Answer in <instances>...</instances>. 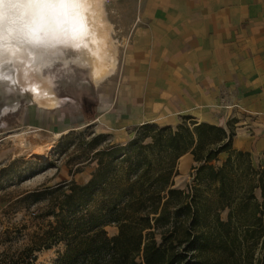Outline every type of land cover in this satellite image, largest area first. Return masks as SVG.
I'll list each match as a JSON object with an SVG mask.
<instances>
[{"label": "trees", "instance_id": "obj_1", "mask_svg": "<svg viewBox=\"0 0 264 264\" xmlns=\"http://www.w3.org/2000/svg\"><path fill=\"white\" fill-rule=\"evenodd\" d=\"M140 128L154 131L152 144L169 151L167 160H97L85 183L30 192L48 199L50 219L7 264H32L35 251L58 245L51 264H264V164L253 166L232 147L233 131L216 124L186 116L174 127ZM186 152L191 182L178 188L172 178ZM107 225L117 233L108 235Z\"/></svg>", "mask_w": 264, "mask_h": 264}, {"label": "crops", "instance_id": "obj_2", "mask_svg": "<svg viewBox=\"0 0 264 264\" xmlns=\"http://www.w3.org/2000/svg\"><path fill=\"white\" fill-rule=\"evenodd\" d=\"M122 2L108 19L121 23L119 58L81 121L123 136L143 123L174 127L188 116L231 129L232 147L264 164V0ZM68 107L26 106L22 119L36 128L59 118L71 130L76 115ZM178 160L193 161L189 152Z\"/></svg>", "mask_w": 264, "mask_h": 264}, {"label": "rangeland", "instance_id": "obj_3", "mask_svg": "<svg viewBox=\"0 0 264 264\" xmlns=\"http://www.w3.org/2000/svg\"><path fill=\"white\" fill-rule=\"evenodd\" d=\"M123 8L122 0H93L84 20L79 18L83 31L65 25L55 35L48 29L50 35L45 29L43 36L40 33L30 37L27 44L31 51L13 47L9 49L12 60L0 59V264H7L35 242L50 219L43 216L48 199L34 201L28 196L30 192L61 181L85 183L98 166L97 160H167L169 151L152 144L153 130L145 131L139 125L118 136L81 121V115L85 121V113L90 114L98 104L97 98L108 86V76L119 58L121 37L116 36V29L121 23L108 19ZM98 29L102 32L96 33ZM95 35L98 44L86 47L85 42ZM95 53L99 58H95ZM111 58L115 60L112 69L95 79L100 61ZM17 99L18 106L12 110L9 106ZM53 101L55 104L50 105ZM60 104L69 105L76 115L71 130L59 118L36 128L25 126L22 115L26 106L52 109ZM99 134V143L91 147V139ZM127 163L119 164V174ZM179 163L177 159L178 173L172 179L175 187L184 188L191 182L193 161L184 166ZM105 230L110 236L117 233L115 225H107ZM60 248L58 245L35 251L32 264H51Z\"/></svg>", "mask_w": 264, "mask_h": 264}, {"label": "bare ground", "instance_id": "obj_4", "mask_svg": "<svg viewBox=\"0 0 264 264\" xmlns=\"http://www.w3.org/2000/svg\"><path fill=\"white\" fill-rule=\"evenodd\" d=\"M92 1L93 0H66L64 3H57L54 5H40L18 2V0H2V3H0V14H2V19H0V59L4 57L7 60H12V57L9 55V49L13 47L22 46L26 53L28 50L31 51L27 43L29 40L31 42L32 36H36V34L41 33L43 36V34H45V29H47V32L49 31L48 29H51V34H57L56 32L60 30V27L62 28L68 25V28L71 26L74 27L75 30L83 31V25H80L82 22L79 23V20L86 16V9ZM80 17L81 19H79ZM83 20L84 18L82 21ZM92 31L93 30H91V33L93 34ZM97 32L101 33L102 31L98 29L96 33ZM48 33L47 35L50 34ZM91 33L90 35H92ZM96 37V35L94 38L91 37L84 45L90 48V46L98 44V39ZM7 46L10 48H3ZM96 55L97 53H95V56ZM95 58L97 59L99 57L96 56ZM101 61L95 68V79H99L105 75L106 72L110 70H108V68H110L109 66L113 64V58H111L110 61L108 59L105 62ZM55 102L56 101H53L49 104L54 105ZM17 106L18 99L9 107L15 110Z\"/></svg>", "mask_w": 264, "mask_h": 264}, {"label": "snow or ice", "instance_id": "obj_5", "mask_svg": "<svg viewBox=\"0 0 264 264\" xmlns=\"http://www.w3.org/2000/svg\"><path fill=\"white\" fill-rule=\"evenodd\" d=\"M18 2L35 3L40 5H54L57 3H64L66 0H18ZM0 3H2V0H0ZM0 19H2V14H0Z\"/></svg>", "mask_w": 264, "mask_h": 264}, {"label": "built area", "instance_id": "obj_6", "mask_svg": "<svg viewBox=\"0 0 264 264\" xmlns=\"http://www.w3.org/2000/svg\"><path fill=\"white\" fill-rule=\"evenodd\" d=\"M105 1V3H108L110 0H104Z\"/></svg>", "mask_w": 264, "mask_h": 264}]
</instances>
